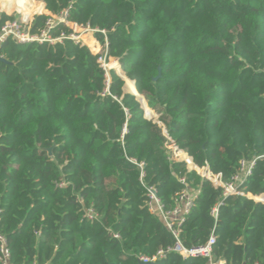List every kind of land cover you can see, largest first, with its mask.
I'll use <instances>...</instances> for the list:
<instances>
[{
	"label": "trees",
	"instance_id": "1",
	"mask_svg": "<svg viewBox=\"0 0 264 264\" xmlns=\"http://www.w3.org/2000/svg\"><path fill=\"white\" fill-rule=\"evenodd\" d=\"M36 1L49 15L34 19L33 33L65 15L53 38L76 24L98 30L108 53L89 38L0 45V235L11 262L140 264L174 248L149 210L154 188L166 212L197 194L184 247L215 235L217 259L264 264V202L250 198L264 196V0ZM0 4L26 20L46 12L34 0ZM16 19L0 9V33ZM124 88L145 98L152 120ZM169 140L225 185L244 162L252 172L225 197L173 160ZM153 264L208 261L170 252Z\"/></svg>",
	"mask_w": 264,
	"mask_h": 264
},
{
	"label": "built area",
	"instance_id": "2",
	"mask_svg": "<svg viewBox=\"0 0 264 264\" xmlns=\"http://www.w3.org/2000/svg\"><path fill=\"white\" fill-rule=\"evenodd\" d=\"M34 21V20H33ZM32 22H27L25 20L20 21L18 18L10 23H7L1 33H0V45L4 43L7 39H12L14 42L18 44H31V43H48L50 45H54L55 43L62 42L64 39H71L75 41L76 43H83L81 40V35L79 36L77 30L79 27L76 24H68V26L73 30V34L69 37H66L64 34H62L58 38H53L51 36L52 29L56 26L57 23H65L66 22V16H60V17H51L47 21L45 29L39 31L38 33L32 32ZM86 29V32H91L95 34L96 32H99L98 30H92L90 28H84ZM97 41V40H96ZM98 42V41H97ZM106 48V47H105ZM107 49V48H106ZM108 53V50H107ZM99 62L101 63L102 68L108 72L107 68L104 66L102 61L99 58ZM108 75V74H107ZM109 79V78H108ZM170 143L168 146L172 145L175 147V151L177 153H182L183 151L179 150V148L173 143L172 140H169ZM187 157L189 159H185L184 161H178V162H189L192 164V169L189 171H197L203 178H206L210 180L216 187H223L225 189L224 196L228 197L232 194H239L241 186L246 181L247 177L251 174L252 168L254 166V163H243V171L242 174L237 176L235 178V183L225 185L222 183L219 176H214L208 168H199L197 167L192 158H190L188 155ZM143 165H141L142 167ZM203 173V175L201 174ZM147 196L149 199V210L153 214H158L164 223L166 224V227L169 229V231L174 235V237L177 240V244L174 248L166 250V251H159L156 256L152 258L141 256L139 257V261L144 264H150L155 263L160 259H163L166 257L167 254L170 252H174L177 254H180L184 259H205L208 261V264H228L224 259L222 258H216L214 256V246L216 244V238L215 235H212L210 239L202 246L198 247H192V248H186L184 247L181 242L179 241V235H180V228L182 227L185 216L191 211L192 207L194 206V201L197 198V194L195 196H192L191 194L184 193L181 197L180 203L178 207L173 212H166L160 201L157 197L156 190L154 188H148L147 189ZM250 198L255 199L258 202H264V196L262 197H252ZM222 205V202L219 204V206ZM213 214L216 216L218 214V207L213 211ZM86 217L89 220H95L98 218V215L90 209ZM116 238H119L118 235H115ZM0 245H1V252H0V263L2 264H14L11 262L10 259V251L7 245V240L3 235H0Z\"/></svg>",
	"mask_w": 264,
	"mask_h": 264
},
{
	"label": "rangeland",
	"instance_id": "3",
	"mask_svg": "<svg viewBox=\"0 0 264 264\" xmlns=\"http://www.w3.org/2000/svg\"><path fill=\"white\" fill-rule=\"evenodd\" d=\"M35 1V3H38V4H41V5H44L43 4V2H38V1H36V0H34ZM0 9H1V11L2 12H5L7 15H11V16H16L20 21H23V20H25V21H29V22H32L36 17H38V16H41V15H49V13H48V11H46L45 13H43V14H35L34 16H33V18H31V19H25L24 18V16H23V14H20V13H17V12H13L12 14H8L4 9H3V7H2V5L0 4ZM86 29H84V28H78V30H77V32L79 33L78 35L80 36L81 35V40H82V42L83 43H85L84 42V38H89V39H91V40H96V38H95V34H93V33H91V32H86L85 31ZM99 45H100V47L103 49V51H105V52H107V49L105 48V47H103L99 42H97ZM107 70H109V69H107ZM110 71V70H109ZM153 113L155 114V112L153 111ZM168 150L171 152V156H172V158H173V160H175V161H184L185 159H189L188 157H187V154L185 153V152H182V153H177L176 151H175V147L174 146H172V145H170V146H168ZM185 155H186V157H185ZM186 163V166H187V169L188 170H191L192 169V164L191 163H189V162H185ZM201 174L203 175V173L201 172Z\"/></svg>",
	"mask_w": 264,
	"mask_h": 264
},
{
	"label": "water",
	"instance_id": "4",
	"mask_svg": "<svg viewBox=\"0 0 264 264\" xmlns=\"http://www.w3.org/2000/svg\"><path fill=\"white\" fill-rule=\"evenodd\" d=\"M44 4V8H45V10H46V5H45V3H43ZM47 11V10H46ZM0 60L1 61H5L3 58H1L0 57ZM118 60V59H117ZM118 62H119V60H118ZM120 64V63H119ZM120 76H121V78L125 81V78H127L126 77V75H125V73L122 71L121 73H119V72H117ZM159 77H160V75H159ZM158 77V78H159ZM158 78H156L155 80H157ZM134 82V81H133ZM126 84V83H125ZM134 84H135V82H134ZM125 87V86H124ZM137 90V89H136ZM124 92H125V94H130V95H133V96H135L136 98H137V100L141 103V105H142V107H143V109L145 110V116H146V118L147 119H149V120H152V117L149 115V113H148V111H147V108H149V106H148V103H147V101L145 100V98L143 97V96H141L138 92L136 93V94H131V93H128V92H126V90H125V88H124ZM150 109V108H149ZM140 264H144V263H140ZM150 264H152V263H150Z\"/></svg>",
	"mask_w": 264,
	"mask_h": 264
},
{
	"label": "bare ground",
	"instance_id": "5",
	"mask_svg": "<svg viewBox=\"0 0 264 264\" xmlns=\"http://www.w3.org/2000/svg\"><path fill=\"white\" fill-rule=\"evenodd\" d=\"M100 60L102 61V63L104 64V66L107 68V69H111L112 65L110 63H107L106 61V54L104 56H102L100 58Z\"/></svg>",
	"mask_w": 264,
	"mask_h": 264
}]
</instances>
